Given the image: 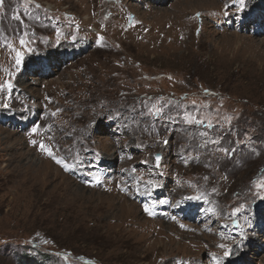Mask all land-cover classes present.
<instances>
[{
  "label": "rangeland",
  "instance_id": "rangeland-1",
  "mask_svg": "<svg viewBox=\"0 0 264 264\" xmlns=\"http://www.w3.org/2000/svg\"><path fill=\"white\" fill-rule=\"evenodd\" d=\"M0 33V264H264V0H4Z\"/></svg>",
  "mask_w": 264,
  "mask_h": 264
},
{
  "label": "snow or ice",
  "instance_id": "snow-or-ice-1",
  "mask_svg": "<svg viewBox=\"0 0 264 264\" xmlns=\"http://www.w3.org/2000/svg\"><path fill=\"white\" fill-rule=\"evenodd\" d=\"M234 2L239 3V5H240L241 8H242L243 5H244V0H234ZM3 5H4V0H0V11L3 10ZM35 7L39 8L40 5H39V4H36ZM16 18L18 19V17H16ZM129 19H131V17H129ZM26 36H27L26 33H24V34H18L19 44H20L21 48H25L26 50L31 51V49L28 47V44H29L30 42L26 39ZM0 39H3V40L7 43V38H6V36H4L2 33H0ZM7 46H8V48H9L10 50L16 52V61H15V63H16L17 65L21 64L22 59H23V55H22V53H21L19 50L15 49L14 46H13L11 43H7ZM11 88H12V84H11L10 82H5L4 84H0V90H3V89H11ZM5 106H6V105H5ZM157 111H159V109H158ZM192 122H195V123H202V122L199 121V120H195V118H192ZM209 126H211V124H209ZM36 131H37V128L34 127V128L32 129V132L35 133ZM32 143H35V141H32ZM164 143L166 144L167 141L165 140ZM40 147H41L42 150H45V146H44L43 144H41ZM223 151H225L226 154H230V153L228 152L227 149H224ZM47 154H48L49 156H52V158L55 159L56 162H57L58 164H62V166H63L66 170L70 167V166H69L67 163H65L64 161L59 160V159H56V157L52 154V152H51L50 150L48 151ZM155 161H156V166L159 167V164H160V161H161V157H160L159 155H156V156H155ZM97 179H99V178L97 177ZM256 187H257L258 189H264V182L257 183V184H256ZM243 208H244V205H240L239 207L235 208V209L232 211L231 216H233V217L236 216L237 213H239V212L241 211V209H243ZM144 210H145L146 212H148L149 215H152V212H151V210L149 209V206H148L147 204H145V206H144ZM234 223H235V221H234ZM218 247H220V248H222V249H225V251H224V256H225V257H227V256L229 255V251L227 250L226 245H224V244H220V245H218ZM211 255L213 256V260L216 261V264H221V258H220V257L215 256V254H211Z\"/></svg>",
  "mask_w": 264,
  "mask_h": 264
},
{
  "label": "trees",
  "instance_id": "trees-1",
  "mask_svg": "<svg viewBox=\"0 0 264 264\" xmlns=\"http://www.w3.org/2000/svg\"><path fill=\"white\" fill-rule=\"evenodd\" d=\"M23 258H25V260L27 261V264H35L34 259H32L31 257H29L28 255L21 257V259H23Z\"/></svg>",
  "mask_w": 264,
  "mask_h": 264
},
{
  "label": "bare ground",
  "instance_id": "bare-ground-1",
  "mask_svg": "<svg viewBox=\"0 0 264 264\" xmlns=\"http://www.w3.org/2000/svg\"><path fill=\"white\" fill-rule=\"evenodd\" d=\"M203 1H209V0H203ZM261 235V234H260ZM248 247V246H247ZM249 250V249H248ZM251 252H253L254 253V251L253 250H251ZM256 252V251H255ZM236 253V252H235ZM244 263H248V262H244Z\"/></svg>",
  "mask_w": 264,
  "mask_h": 264
}]
</instances>
